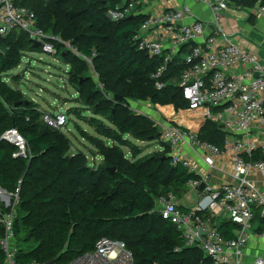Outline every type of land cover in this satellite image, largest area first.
<instances>
[{"label":"trees","instance_id":"16d2710c","mask_svg":"<svg viewBox=\"0 0 264 264\" xmlns=\"http://www.w3.org/2000/svg\"><path fill=\"white\" fill-rule=\"evenodd\" d=\"M129 1L14 0L16 5L34 11L37 26L91 59L104 91L99 92L96 82L88 84L89 63L55 42L56 55L69 67L68 81L80 95L75 101L78 105L69 112L93 128L94 134L84 133L94 154L102 158L93 165L81 151L68 154V139L42 121V110L22 92L0 82V98L5 102L0 101V187L8 192L18 189L13 221L18 264H45L52 259L54 264H68L77 255L93 250L101 237L122 240L133 253L135 264H213L200 248L185 245L175 225L161 217L156 204L160 196L169 193L177 200L188 194V182L198 175L171 164V146L161 140L155 122L133 111L127 102L147 100L172 105L175 112L186 111L188 102L181 93L180 75L186 68L181 53L187 49L153 77L163 58L138 50L133 40L146 17L135 14L140 6L134 5L130 19L111 21L106 17L107 9ZM257 1L235 2L249 8ZM260 4L264 6V0ZM40 50L33 47L24 31L11 30L0 45V80L2 73L20 64L24 53ZM156 82L164 85L157 88ZM85 110L89 117L83 114ZM9 128H16L24 137L29 158L13 156L16 147L1 138ZM224 134L217 122L206 120L197 137L222 148ZM129 138L156 142L161 148L139 155V146ZM244 157L264 160L260 150ZM254 212L253 232H264L260 208L254 207ZM214 219L226 238L233 237L237 227L233 222L225 217Z\"/></svg>","mask_w":264,"mask_h":264},{"label":"built area","instance_id":"2783aa9c","mask_svg":"<svg viewBox=\"0 0 264 264\" xmlns=\"http://www.w3.org/2000/svg\"><path fill=\"white\" fill-rule=\"evenodd\" d=\"M204 2L209 5L215 20L217 14L226 8L225 0ZM134 5V0L116 5L107 9L106 17L111 21L124 19L133 15ZM254 6L264 15L260 0ZM190 13V8L183 5L148 14L134 33L133 40L138 50L163 58V64L153 77L163 73L167 63L183 48L187 49L183 54L186 68L180 75L181 93L188 102L187 111H200L204 121L217 122L226 133L224 145L220 148L202 141L197 132L187 126L169 122H159L161 138L170 144L172 151L178 143L187 139L200 145L211 154L204 156V162L210 167L214 164L213 157L223 152L230 153L232 176L236 181L213 186L199 178L190 180L187 184L190 189L204 183L202 194L191 208H180L176 197L169 193L156 200L157 209L164 220L175 225L186 246L200 248L213 264H242L244 248L254 228V207H259L264 217V190L249 179V172L253 169L264 172V160L249 161L244 157L256 150H260L264 157V65L219 25L213 33H208L202 21L181 23ZM15 28L24 31L32 42H38L40 51L55 56V42H60L92 67L91 59L81 55L68 41L37 26L33 10L16 5L14 0H0V45ZM163 85L156 82L157 88ZM41 119L47 126L60 130L67 125L69 117L66 110L56 108L42 112ZM257 128H262V137L258 139L254 137ZM1 138L16 147L13 156L30 157L27 143L16 128L5 130ZM171 164H180L189 172L195 171L191 161L176 151L171 154ZM18 199V189L8 192L0 187V225L3 229L0 237L3 258L0 264H18L13 228ZM217 217H225L237 226L233 237L226 238L217 228L214 219ZM68 264L135 263L133 253L122 240L101 237L93 250L77 255ZM250 264H264V256L255 257Z\"/></svg>","mask_w":264,"mask_h":264},{"label":"rangeland","instance_id":"374dc122","mask_svg":"<svg viewBox=\"0 0 264 264\" xmlns=\"http://www.w3.org/2000/svg\"><path fill=\"white\" fill-rule=\"evenodd\" d=\"M235 1L236 0H225L226 8H223V11L219 16V24L221 25L222 30L227 33L233 32L236 29L235 23L231 21L235 19L236 16L230 14L228 12L229 9H227L231 7L235 10H240L238 8L240 5ZM225 15L228 17L226 18ZM64 61L65 60L60 55L53 56L52 54L43 51H28L27 53H24L23 57H21V62L16 68L1 74L0 82H5L7 86L13 90H19L22 92L26 99L33 101L36 104V107L41 110L52 111L56 108L66 110L69 116L67 125L63 129L55 130L68 139L69 148L67 153L74 154L81 151L85 154L87 161L90 164L96 165L102 161V158L99 155L94 154V148L84 137L85 132L94 134L93 128L85 121L77 118L69 112L70 107L78 105L75 101L76 98L79 99L80 95L77 93L75 86L68 81V66ZM88 73L91 78V81L88 84L96 82L98 84L97 87L99 92L103 93V87L98 83V77L94 72L93 67H89ZM107 95L109 96V94ZM0 101L5 103L1 98ZM127 102L133 111L139 112L141 110H146V112L152 116L153 121L158 123L156 127L160 132L162 128L159 125V122H169L177 126H184L172 122L163 115H160L158 112L159 110L153 105V103L147 102V100H127ZM83 114L86 117L90 116V112L87 110L83 111ZM195 115L196 114L192 111H182L181 117L184 120L183 123H194V127H200L201 122H203V124L205 123L201 116L196 117ZM131 140L139 146L141 150L139 155H150L161 148L160 144L156 142ZM124 149L125 152L128 151V149ZM195 198L196 195L193 193L190 200H195ZM251 235H253V232L250 233V236Z\"/></svg>","mask_w":264,"mask_h":264},{"label":"crops","instance_id":"0c3cea01","mask_svg":"<svg viewBox=\"0 0 264 264\" xmlns=\"http://www.w3.org/2000/svg\"><path fill=\"white\" fill-rule=\"evenodd\" d=\"M136 5L140 7L136 10L135 14L141 13L144 16L159 13L165 9L180 8L183 5H187L190 8L191 13L190 15H186L181 20V23L190 24L195 20L202 21L207 26L208 33H213L217 25L221 27L219 24V16L223 10L217 14V19L215 20L209 5L205 3L204 0H135V6ZM238 8L240 10H235L231 7L227 8L229 9L228 12L230 14L236 16L235 19L231 20L235 23L236 29L233 32L226 33L232 34L233 39L237 44H239L244 50L251 52L258 61L264 65V15L254 6L249 8L240 6ZM225 17L227 18L228 16L225 15ZM181 56L183 57V53H181ZM153 105L159 110L158 112L160 115H163L172 122L187 126L194 132H198L203 126V122H201L200 127H194V123H183L184 120L181 117L182 111L175 112L172 105ZM45 111L46 110H42V112ZM139 112L152 119V116L148 114L146 110H141ZM193 113L196 114V117L201 115L200 111H194ZM254 137L256 139L262 137V128H257L254 131ZM225 138L226 133L224 134L223 139L225 140ZM173 151L178 152L181 156L191 161L195 168L194 172L198 175L199 179L210 185L217 186L223 183H233L236 181L232 176L233 165L232 155L230 153L223 152L219 156L213 157L214 164L210 167L204 162V156H211V154L207 150H204L200 145L190 142L188 139L178 143ZM173 151L171 149L170 154H172ZM249 179L264 190V172L253 169L249 172ZM193 193H195L196 198L191 201L190 197ZM201 194L202 189H199V187L196 189L193 188L190 189L188 194L178 200L176 199V201L179 205L191 208ZM235 231L236 227L233 229V233ZM257 256H264V232H253V235L250 236L244 248L241 262L242 264H250Z\"/></svg>","mask_w":264,"mask_h":264},{"label":"water","instance_id":"95a60500","mask_svg":"<svg viewBox=\"0 0 264 264\" xmlns=\"http://www.w3.org/2000/svg\"><path fill=\"white\" fill-rule=\"evenodd\" d=\"M132 17H133V15H129L127 18L130 19ZM32 44H33V47L34 48H38L39 47V43L38 42L33 41ZM115 98L117 100H120L121 99L120 96H115ZM21 102H25V104H27L28 101H21ZM21 102H18V103H15V104H20ZM203 186H204V183H201V185L199 186V189H203ZM54 263H55V260L52 259V260L46 262L45 264H54Z\"/></svg>","mask_w":264,"mask_h":264}]
</instances>
